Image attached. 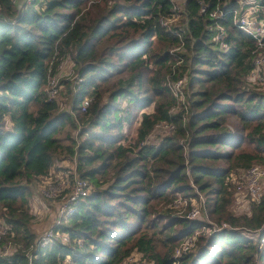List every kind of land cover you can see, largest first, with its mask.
<instances>
[{
  "label": "trees",
  "instance_id": "1",
  "mask_svg": "<svg viewBox=\"0 0 264 264\" xmlns=\"http://www.w3.org/2000/svg\"><path fill=\"white\" fill-rule=\"evenodd\" d=\"M18 1L0 0V245L15 246L0 264H126L135 251L154 264H264V191L250 211L232 208L247 168L264 167V82L249 78L264 46L234 23L238 0ZM217 5L223 16L210 14ZM174 18L184 23H163ZM64 58L82 77L72 112L48 93ZM180 77L185 101L173 91ZM159 122L175 127L150 142ZM67 157L94 187L44 246L31 184L56 178L52 166ZM192 181L231 227L199 231L196 250L176 257L206 225L172 206L177 193L196 194ZM49 185L35 196L56 200Z\"/></svg>",
  "mask_w": 264,
  "mask_h": 264
},
{
  "label": "built area",
  "instance_id": "2",
  "mask_svg": "<svg viewBox=\"0 0 264 264\" xmlns=\"http://www.w3.org/2000/svg\"><path fill=\"white\" fill-rule=\"evenodd\" d=\"M26 4H30L35 0H25ZM174 4V7H178L183 0H171ZM23 2V1H22ZM21 2V4H22ZM239 5L233 8V21L236 25H238L245 32L250 33L257 41L259 47L264 46V16L260 14V9L263 4L259 2V0H238ZM254 3L249 6L247 4ZM203 9H206V5H203ZM210 14L214 17L223 16L224 10L217 5L214 10L210 12ZM169 19L163 20V23L169 25ZM228 32L224 26H220V29L216 35V38L221 41V46L223 48L228 47V42L225 40ZM264 52L261 49L255 57V68L251 72L249 78L252 81L264 82ZM64 63V59H62L59 63L60 66ZM57 73L53 74L49 78V86L48 93L51 98H54L58 89L56 86L59 83V78L56 76ZM78 81H82V77L78 74ZM79 83V82H78ZM184 83L185 79L183 77L178 78L172 85L174 93L183 101H185V93H184ZM90 97H85L81 101L82 110H87L90 104ZM157 127H163L165 129L173 130L175 125L173 123L168 122H159ZM65 178V179H64ZM244 186H240L236 189L235 195L238 199H242L246 202H250L251 200H260L263 196L264 189V167L260 164H254L253 166L247 168L244 173ZM50 185L45 189V193L49 196L55 197L59 200L60 207L58 208V214L55 218V221L49 226L47 230L41 233L37 242L41 245H48L53 242L55 229L54 226L67 218L71 214H73L77 210V204L82 201L90 192L92 191L94 185L93 183L86 177L82 176L78 172L74 171L71 175L69 170H61L56 178L51 177L49 180ZM193 186L198 185L192 181ZM199 188V187H198ZM36 199H39L36 197ZM207 200L203 194H195L191 196H185L182 193H177V196L174 198L172 206L176 208L180 212L181 215H185L189 218H198L200 220H204L206 225L202 227V229H197L192 234L188 235L184 238L182 242H180L175 249V256L178 257L183 253L189 252L193 249V247L197 244L198 232L200 230H204L207 236L211 235L214 231H218L223 229L224 227H231L229 222L221 221L217 222L216 220L210 217V214L207 210ZM1 225H5V223H0ZM4 230H0L1 233ZM69 236V234H65L64 237ZM64 242H69L64 240ZM8 247L12 249L8 251ZM14 245L12 242L8 241V244L4 247H0V252L5 254L10 253L14 249ZM70 259L67 258L66 261ZM71 262V260H70ZM33 264V262H31ZM126 264H154L153 260H148L143 256H134L130 255L126 261Z\"/></svg>",
  "mask_w": 264,
  "mask_h": 264
},
{
  "label": "rangeland",
  "instance_id": "3",
  "mask_svg": "<svg viewBox=\"0 0 264 264\" xmlns=\"http://www.w3.org/2000/svg\"><path fill=\"white\" fill-rule=\"evenodd\" d=\"M259 2L261 3L260 0H259ZM253 4L254 3H249L247 5L251 6ZM25 6H26V4L24 5V7ZM260 9H262L264 11V5H262V7ZM169 21L171 23L173 22V23H176L179 25L184 23V21L181 18H174V19H170ZM262 53L264 54L263 51H262ZM263 69H264V65H263ZM78 74L80 75L78 68L76 67L74 61H72L71 58L70 59L64 58V63L62 64V66L59 65V71L56 75L59 78V83L56 86V88L58 89V92L56 93L55 98L58 100V102L60 104V108H65L67 110H71V112H72V106H73V102H74L75 91H76V84L78 82H80V81H78ZM137 125H138V123L134 122L133 125L131 127H129L130 136H134L136 134ZM82 126H83L82 123H78V128H77V130H73V133H75V135H77L78 130ZM71 130H72V128H71ZM67 131H68V128H66L64 130L62 135L65 136ZM166 131H167V129H165L163 127H156L152 136H151L150 142L160 141L162 135H164ZM52 167H53V170H57L58 173L60 172L59 170H70L71 172L76 171L80 174V172L77 170L76 157H74V158H71V157L61 158L57 161L56 165H54ZM51 177H53V176L49 175L47 177H44V179L46 180L45 182H42L43 177H39V178L35 179L31 184L32 191H33L32 192L33 195L31 198V211L35 214V219L33 221V227L36 230L38 235H40L45 230H47L49 228V226L55 221V218L58 214V208L60 207L58 199L54 200V199L48 198L46 196H42V197L35 196V193L38 192V190H37L38 187L40 185H46L47 182H49V180H51ZM194 190L197 194L201 193L204 195L205 198H207L205 193L202 190H200L197 186L194 187ZM263 191H264V189H263ZM36 197H38L39 199H36ZM250 204L251 203H248L242 199H238L235 196V200L232 204V208L238 214L244 213V212L250 211ZM179 212H184V211L179 210ZM210 217L215 220V218H213L211 216V214H210ZM6 228H7V225H1L0 226V230H4ZM259 235L256 237L257 242L259 241ZM64 240L69 241L70 237L66 236V237H64ZM261 240L263 241L264 238H262ZM0 247H2V246L0 245ZM196 248H197V245H195L191 251L196 250ZM11 249H12L11 247H8V251ZM142 254L143 253L140 251H135L132 255L138 257V256H141ZM70 260L72 261V259H70ZM70 260L66 262V259H65V264H72V262H70Z\"/></svg>",
  "mask_w": 264,
  "mask_h": 264
},
{
  "label": "clouds",
  "instance_id": "4",
  "mask_svg": "<svg viewBox=\"0 0 264 264\" xmlns=\"http://www.w3.org/2000/svg\"><path fill=\"white\" fill-rule=\"evenodd\" d=\"M21 2H22V1H21ZM21 2H20L19 4H21ZM82 176H83V175H82ZM89 180H90V179H89ZM90 181H91V180H90ZM91 182H92V181H91ZM92 183H93V182H92ZM92 190H93V189H92ZM91 192H92V191H91ZM91 192H90V193H91ZM68 258H69V257H68ZM66 259H67V258H66ZM69 259H71V258H69ZM71 262L73 263V261H71Z\"/></svg>",
  "mask_w": 264,
  "mask_h": 264
},
{
  "label": "crops",
  "instance_id": "5",
  "mask_svg": "<svg viewBox=\"0 0 264 264\" xmlns=\"http://www.w3.org/2000/svg\"><path fill=\"white\" fill-rule=\"evenodd\" d=\"M21 1H23V0H19L18 3H20Z\"/></svg>",
  "mask_w": 264,
  "mask_h": 264
}]
</instances>
